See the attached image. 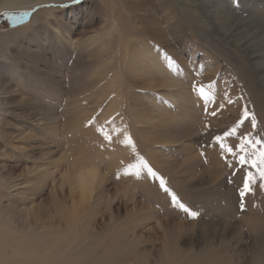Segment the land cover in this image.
I'll return each instance as SVG.
<instances>
[{"label": "rangeland", "instance_id": "374dc122", "mask_svg": "<svg viewBox=\"0 0 264 264\" xmlns=\"http://www.w3.org/2000/svg\"><path fill=\"white\" fill-rule=\"evenodd\" d=\"M197 1L0 0V264H264V181L238 162L264 86ZM212 1L264 24V0ZM80 163L105 179L69 222Z\"/></svg>", "mask_w": 264, "mask_h": 264}, {"label": "bare ground", "instance_id": "6f19581e", "mask_svg": "<svg viewBox=\"0 0 264 264\" xmlns=\"http://www.w3.org/2000/svg\"><path fill=\"white\" fill-rule=\"evenodd\" d=\"M192 6L197 7L198 11H200L199 16L201 15V18H204L206 22L209 21V26L211 25L210 28L216 35L226 41L227 45L230 47L237 48V50L239 49L241 55L248 60L250 67L252 66L250 71L253 72L254 76L258 78L264 86V24L254 19L239 18V20L237 19L234 21V16L226 14L221 8L214 5L212 0H198L197 2H193ZM251 28L254 29L250 32L251 34L243 36V34ZM247 33H249V31ZM137 116H139V119L142 118V115ZM104 179L105 176L99 171L97 165L93 163H80L67 171L64 175V185L67 184L72 192H79V203L73 208L74 210L71 213L72 217L68 219L69 222H73L77 218L83 207L92 199L94 194L100 190ZM170 250L173 251V249Z\"/></svg>", "mask_w": 264, "mask_h": 264}, {"label": "snow or ice", "instance_id": "6c2138e0", "mask_svg": "<svg viewBox=\"0 0 264 264\" xmlns=\"http://www.w3.org/2000/svg\"><path fill=\"white\" fill-rule=\"evenodd\" d=\"M25 15H27V13H25ZM198 91H199V93L201 95L204 94L203 87H200L198 89ZM247 115H248V113L245 112V116H247ZM252 126L253 127L256 126L255 120H253ZM234 133H235V129H233L231 132L225 133V135L226 136L233 135ZM105 138L106 139H110V137H108V136H106ZM216 139H217V141H221V138L220 137H217ZM246 142H247L246 141V138H242L241 139V142L237 146L240 153H245L247 151V149H246ZM255 143H261V141L257 140ZM221 147L223 148L224 151L230 153L233 156H237L238 155V153L236 151H233V148L232 147H229L228 145L223 144L222 141H221ZM238 162L242 166L243 165H246L248 163H251L252 167L257 169V172L259 174L260 180L261 181H264V148H262L259 151L256 160L249 161L248 160V157L246 155H239L238 156ZM129 167L137 169L133 173L136 176H139L140 175V171H139L140 168L146 169L149 175H151L153 177L156 176V173L148 166V164H147L146 161L140 160L138 165H130ZM255 181H256V177L252 173L249 172L247 174L245 180H244L243 188L241 189V196L242 197L245 195L246 192L252 191L251 185L253 183H255ZM160 184H161V187L164 188V190L167 192L168 189L165 187V182L162 179L160 181ZM260 187L261 188H264V183H261L260 184ZM172 199H173V202H174V204L176 206H178L179 208L183 209L192 218H195L196 216H198V214H199L198 212H196V211H189V209L187 207H185V205H183L182 203H179V201L177 200V198L175 197V195L172 196Z\"/></svg>", "mask_w": 264, "mask_h": 264}]
</instances>
